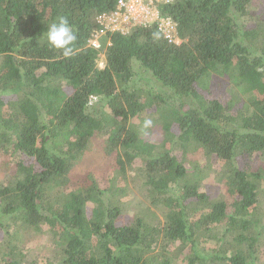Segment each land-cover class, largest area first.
<instances>
[{
	"label": "trees",
	"instance_id": "obj_1",
	"mask_svg": "<svg viewBox=\"0 0 264 264\" xmlns=\"http://www.w3.org/2000/svg\"><path fill=\"white\" fill-rule=\"evenodd\" d=\"M117 1L0 0V160L15 168L0 181V264H264V167L241 165L264 157V20L252 0H172L158 8L180 44L137 25L98 50L96 17ZM60 16L78 37L70 58L46 39ZM219 68L237 88L224 101L206 96ZM145 119L167 143L146 139ZM100 137L148 201L133 219L109 203L123 185L73 174ZM210 176L223 196L204 190ZM28 232L48 233L49 263L30 258Z\"/></svg>",
	"mask_w": 264,
	"mask_h": 264
},
{
	"label": "rangeland",
	"instance_id": "obj_2",
	"mask_svg": "<svg viewBox=\"0 0 264 264\" xmlns=\"http://www.w3.org/2000/svg\"><path fill=\"white\" fill-rule=\"evenodd\" d=\"M251 17L264 20V0H252ZM252 21L256 22V19H253ZM209 85V92H207L206 96L211 99L218 98L223 101L227 100L233 94L234 90L237 89L234 86V83L231 81L230 76L228 75V72L225 70V68H219L212 72V78L209 82ZM8 98L9 97H6L4 100L6 101ZM242 103L243 100L239 103V106H241ZM139 120L140 119H135L134 125L135 123L139 124ZM144 129L146 130L147 128ZM144 136L146 139L154 141V143H158L160 145L167 143L165 132L163 128L158 125V123H152V125L148 127V130L145 132ZM104 146L105 145L101 137L93 139L87 152L81 159L82 161L77 164L75 173L73 172V174L76 176L86 172H93L99 178L103 188L109 189L111 187L117 188L124 186L125 190L116 192L114 197L112 199L110 198L109 203L123 207V220L133 219L135 215L144 208L142 205L148 206V201L143 197V195L141 196L139 194L137 191L138 188L135 186V184L126 179L125 174L120 172L119 166H116L111 158L105 156ZM181 156L182 161L188 165L194 160L201 161L204 155L202 150L199 149L188 150L185 152L181 151ZM241 165L249 168L250 170H256L260 167H264V157H261L258 154L253 158L245 159L243 162H241ZM14 175L15 168L12 165L9 166L6 163L4 157L1 156L0 181L7 182L8 180L12 179ZM71 183L72 186H69V188H76L75 182L72 181ZM203 187L206 193L212 197H215L216 195L223 196L220 185H218L215 179L211 176L206 178L203 183ZM67 192L68 190L65 191V193ZM151 208V211H154L156 216H160V218H162L160 211L154 210L153 207ZM25 239L26 241L24 242L23 246L26 247L30 258H38L41 259V261L46 260L48 262L49 259H46V257L51 255V250L53 247V242L49 238L48 233L28 232ZM210 244L213 245L212 242ZM261 254L260 261L264 262V247Z\"/></svg>",
	"mask_w": 264,
	"mask_h": 264
},
{
	"label": "built area",
	"instance_id": "obj_3",
	"mask_svg": "<svg viewBox=\"0 0 264 264\" xmlns=\"http://www.w3.org/2000/svg\"><path fill=\"white\" fill-rule=\"evenodd\" d=\"M172 0H118L111 11L103 12L96 17L98 27L89 40V44L100 50L101 37L107 33L119 31L128 33L137 25H155L159 34L169 43L180 44L182 39L177 32V23L169 16H162L159 4ZM109 43V42H108ZM104 66V62H100Z\"/></svg>",
	"mask_w": 264,
	"mask_h": 264
},
{
	"label": "clouds",
	"instance_id": "obj_4",
	"mask_svg": "<svg viewBox=\"0 0 264 264\" xmlns=\"http://www.w3.org/2000/svg\"><path fill=\"white\" fill-rule=\"evenodd\" d=\"M77 38V33L70 25L68 18L65 16H60L56 21L52 22L48 26L46 32L48 45L53 49L62 50V54L65 58H70L74 55V45ZM108 44H110V42ZM151 125L152 120L145 119L143 127L148 128Z\"/></svg>",
	"mask_w": 264,
	"mask_h": 264
}]
</instances>
